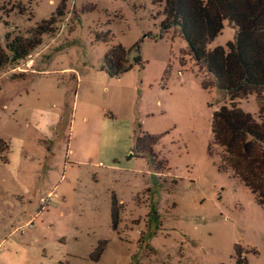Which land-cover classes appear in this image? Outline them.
I'll list each match as a JSON object with an SVG mask.
<instances>
[{
    "label": "rangeland",
    "instance_id": "rangeland-1",
    "mask_svg": "<svg viewBox=\"0 0 264 264\" xmlns=\"http://www.w3.org/2000/svg\"><path fill=\"white\" fill-rule=\"evenodd\" d=\"M164 2L65 0L55 32L30 53L36 71L25 73L28 56L13 61L8 36L28 37L63 0H0V48L11 58L0 70V76L7 73L0 87L12 97V104L0 102V139L9 146L6 163L18 166L0 165V189L11 193L33 186L25 174L42 167L39 193L19 194L24 205L38 197V212L43 210L33 227L39 242L23 246L29 255L20 264L32 256L30 264H264V208L248 188L219 171L222 149H214V158L208 154L215 111L235 105L262 121V105L256 96L234 99L220 90L189 56L187 42L174 29L161 30ZM235 36L226 23L208 49L226 47ZM137 44L143 66L135 62ZM118 45L132 49L133 68L100 90L111 97L134 83L142 105L135 130L160 137L152 152L136 149V132L131 147L114 129L109 132L101 122L116 113L101 114L79 101L74 73L62 72L101 69ZM203 81L210 88L205 90ZM61 93L63 109L46 104ZM47 190L61 205L41 223L47 208L39 196ZM100 241L108 246L94 262L90 255Z\"/></svg>",
    "mask_w": 264,
    "mask_h": 264
},
{
    "label": "trees",
    "instance_id": "trees-1",
    "mask_svg": "<svg viewBox=\"0 0 264 264\" xmlns=\"http://www.w3.org/2000/svg\"><path fill=\"white\" fill-rule=\"evenodd\" d=\"M64 4L65 0L54 16L39 24L28 37L19 35L10 40L8 36L13 61L29 56L42 45L45 35L55 32V18L62 16ZM163 17L161 30L166 33L174 29L175 34L187 42L189 56L205 68L220 90L234 99L256 96L264 111V0H165ZM226 23L236 29L234 41L226 47L209 50ZM133 49L137 53L136 64L143 66L139 44ZM131 50L115 46L106 55L101 70L111 77L129 72L133 68L128 60ZM9 63L11 58L0 48V70ZM202 84L205 90L210 88L205 81ZM159 141L160 137L137 133L136 149L152 152ZM216 148L223 150L219 171L248 188L264 208V120H257L235 105L220 107L212 119V139L208 148L211 158ZM8 149L7 143L0 139V155L4 162ZM119 221V206L115 200L112 221L115 231ZM107 246V241H100L90 259L99 261Z\"/></svg>",
    "mask_w": 264,
    "mask_h": 264
},
{
    "label": "crops",
    "instance_id": "crops-1",
    "mask_svg": "<svg viewBox=\"0 0 264 264\" xmlns=\"http://www.w3.org/2000/svg\"><path fill=\"white\" fill-rule=\"evenodd\" d=\"M42 46V45H41ZM40 46V47H41ZM22 72L27 73L29 72H35V62L32 55L28 56V58L25 61L24 69H22ZM43 73H50L49 70H42ZM65 74H72L74 73V77L76 80V90L74 95L76 98L85 103H88L87 105L91 103L92 106L94 105L96 108H100L102 110H99L101 114L105 113L107 109H110L114 113H116V118L112 120L104 119L101 123H104L106 128H108V131L111 132V128L114 129V135L121 136L127 141L126 146H132V137L134 136V133L136 132V126L139 123V115H141L142 111V105L138 103L137 97H136V86L134 83H128L123 90H117L113 95L110 97L109 94L103 96L101 86L103 85H110L111 80L116 79L120 81L124 77L125 74L111 77L106 72L102 71L101 69H88L84 68L81 71L75 70V68H66L62 70ZM7 73H3L1 76L4 77ZM0 76V77H1ZM4 78H1L0 85L2 84V81ZM7 92L3 90V88L0 87V102L4 103L10 102L12 104V97L6 98ZM41 96V95H40ZM38 97L36 103H39L41 101V97ZM49 100V99H48ZM35 102L33 101L32 104ZM49 103L52 104V109H59L65 104L64 95L61 93L60 97H54L51 102L47 101L46 104L49 105ZM30 104V106L32 105ZM91 107V106H90ZM106 115V114H105ZM114 115V114H113ZM104 116V115H103ZM114 117V116H113ZM54 122V121H53ZM48 123H51L48 121ZM107 138V137H106ZM128 139V140H127ZM37 145V142H36ZM39 145V144H38ZM37 145V146H38ZM130 149V148H127ZM31 159V156L29 157ZM36 159V158H34ZM32 159V160H34ZM0 165L6 166L8 165L10 167V170H13L12 167H16L17 164L13 163H6L4 161L0 160ZM18 167V166H17ZM2 168V167H0ZM17 172V171H16ZM34 172V173H33ZM36 172V173H35ZM42 172V167L39 165V168L35 171H30L28 174H25V176H28L30 178L34 179V184H30L31 186L25 187L21 185V189H18L16 191H12L11 193H5L4 189H0V223L3 225V232L0 234V264H20L19 259H24L29 253L26 251L23 246L28 245L33 242H39V239L37 240L38 230L36 228H27L28 231L32 229V231H29L28 233H20L16 232V229L20 226L26 225L38 212V197L35 198V202L33 203V195L30 196L31 200L27 202V205L22 203V195L24 192L27 194L30 193H39V189L36 186V183L38 182V178L40 177ZM12 174H15V172L12 171ZM24 176V175H23ZM32 176V177H31ZM4 180V176H0ZM44 188H47L44 186ZM19 192V193H18ZM46 193V194H45ZM41 192L40 194V200L43 202L45 200L47 211L45 213V219L41 221L45 222L48 219H51V212H53L54 208H59L61 205V201L56 198L54 195H52V192L47 190V192ZM13 195V196H12ZM35 196V195H34ZM12 197H16L17 200H12ZM19 200V201H18ZM42 208V207H41ZM43 210L40 213V216L42 214ZM39 225V224H38ZM37 225V226H38ZM35 227V223H34ZM37 230V231H36ZM34 238V239H33ZM32 259H35L32 256ZM32 259H27L26 261H23L22 264H30Z\"/></svg>",
    "mask_w": 264,
    "mask_h": 264
},
{
    "label": "built area",
    "instance_id": "built-area-1",
    "mask_svg": "<svg viewBox=\"0 0 264 264\" xmlns=\"http://www.w3.org/2000/svg\"><path fill=\"white\" fill-rule=\"evenodd\" d=\"M100 165H101V164H100ZM39 214H40V212H37V213L34 215V217H33V218H32V219H31L26 225H24L23 227L17 229L16 231H17V232L24 233L25 230H26L27 228H33V227H34V223H35V221H36V218L39 216Z\"/></svg>",
    "mask_w": 264,
    "mask_h": 264
}]
</instances>
